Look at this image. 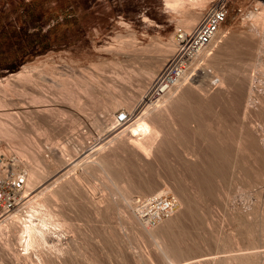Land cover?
<instances>
[{
	"label": "rangeland",
	"instance_id": "1",
	"mask_svg": "<svg viewBox=\"0 0 264 264\" xmlns=\"http://www.w3.org/2000/svg\"><path fill=\"white\" fill-rule=\"evenodd\" d=\"M4 1L5 7L0 11V80L3 81L5 78L11 77L10 81L12 83L19 84L17 83V77L13 75L19 72L25 64L31 65L30 74L33 76V80L29 82H27L28 80L26 82L22 80L20 82L22 85H18V87H22L21 90H24L25 93L23 95L10 91L6 96L9 100L15 102V104L13 103L9 107H14H11L10 110L16 113L15 118L18 119L16 123L21 125L24 132H27L31 148L42 152L47 158L52 157V149L58 152L61 151L59 143H69V147L72 145L69 157L67 155L68 159H70L69 162L63 165H61L62 163L57 165V162L55 166L51 163L53 166L50 164L49 177L47 176L48 178L44 179L42 181L43 184L40 183L41 186L39 185L40 187L38 186L39 188L37 187L35 191L39 192L51 184L55 186L57 183H53V181L57 180V177H60V180H58L60 182L63 178H72L76 172L74 176L81 175L82 177V181H80L81 185L79 183V187L82 189L80 191L91 192L89 194L92 199L97 197L94 200L97 199L96 201L98 202L100 200V206H97V202L95 204L97 207H100L101 215L98 217L94 213L93 206L95 204L91 202V199L81 198L78 203L72 205H68L67 203L66 212L67 214L69 213L71 222L74 224L75 234L73 232L70 236L51 234L50 237L52 239L49 238L46 242L52 245H47L46 242L42 243L41 247L39 245L38 248H35V253L34 251L32 252L33 256L31 255L30 258L23 259L24 261L13 258L10 249L4 250V253L0 249V264H45L44 262L46 264H78L77 261H80L79 264H184L186 262H188L186 264H228L226 262L228 259L232 260V257H234L232 261L238 262L235 255L243 253L250 254L249 264H264V213H262L264 212V21H261L264 20V16L259 17L261 20L258 19V24H253L254 20L249 17L251 12H258L260 6L256 5H259V1L264 2V0H224L227 5V17L222 26L224 34L222 32L220 38H216V42H213L210 50H208V56L206 55L203 58L204 60L200 59L197 62L198 64L193 67V75L183 83L185 87L182 86L176 91L179 93L183 90L185 94H190V97H192L189 100L192 99V101L185 105L182 120L178 118L176 121L177 126L173 127L175 130H178L182 138L174 142L171 146L172 149H165L166 152L164 153L157 148L158 152L154 147L152 149H155V151L151 150V155H148L149 157L140 154L130 145H126L127 149L125 147L119 151V159L123 161L124 165L117 164L121 169L119 172L116 170L115 174L124 177L122 178L124 179L122 180L124 184H126L125 180L126 182L129 181L135 184V189H132L131 192L133 202H131L132 198L131 201H127L119 196L118 192L115 191L117 194L113 193L112 185L108 184V187L103 183L104 178L100 174H90L84 168L87 163L93 162L98 158V154L100 153L97 152L98 145L106 146L105 149L103 147L105 150H103V153H111L113 145L110 144L109 139L111 135L113 136L120 129L122 122L115 123L117 125L116 128L119 126V129L103 124L105 122L108 123L107 121L118 110L119 112L122 109L131 111V109L123 108L127 95L128 97L132 96L131 104L129 105L131 108L139 104L144 107L145 104L143 103L147 101L143 102L144 99L142 98L146 95L151 80L146 76L137 74L138 72L135 71H139L145 66L149 67L152 60L160 56V51L157 47L159 45L165 46L171 40H174V37L176 38L175 33L182 28L179 24H181L180 18L183 13L171 9L167 0ZM185 1L186 5L191 8V12H203L205 9H202L203 7L200 5H193V0ZM213 1L217 0H208L207 6ZM252 8L253 11H251ZM232 31L238 34L237 38L233 37L234 33ZM131 40V46L126 45ZM223 46L224 48L222 49ZM246 48L252 50L250 51L249 49L250 52H248ZM242 49L248 53L247 57H251L252 55V58H257L256 56H258L255 66L249 63L245 65L241 62L244 53ZM218 53L221 60L220 67H218L219 64L218 66L213 65L217 58L216 56H219ZM170 54L172 53L166 56L169 58ZM167 57L162 56L163 62L168 59ZM210 57L211 59L213 58V62L209 61ZM246 59H249L247 62H250V58ZM208 62L212 64L210 65ZM251 62L254 63V61ZM228 63H234L236 67L238 66L235 74H232L235 70L226 68L229 65ZM249 65L255 70L249 69L250 67H247ZM247 68L252 71H250L251 73L248 72L250 77L246 76L247 71H249ZM227 69L229 72L226 71ZM222 71L224 75L227 72H231L234 75L232 77L230 74L231 77H228L226 76L229 75L227 73L225 75V79H227L225 84H219L220 80H218V76L223 74ZM214 72L216 75L213 74ZM121 75L126 76L125 78L127 79L122 80L120 78ZM252 77L253 79H251ZM118 78L119 80H117ZM62 80L66 81L69 91H73L76 88L78 83L75 84V82L77 81H79V85L84 87L82 89L88 90V93H81V109L66 102L61 97V91L65 90ZM217 80L218 82L216 83ZM106 83L109 85L113 84L115 88L107 87ZM117 87L119 88L117 89ZM121 87L122 89H120ZM124 87L126 89L123 90ZM115 89L119 91H115ZM112 92L115 94L116 100L113 99ZM117 93L119 96H117ZM122 93H126V97ZM0 94L4 96L3 93L0 92ZM34 94H44L48 96V100L50 98L51 104L47 101V104H49L46 106L53 107V113L56 111L53 117L50 116L51 113L49 112H42L45 106L31 103L35 97ZM120 94L126 99L121 98ZM112 100L120 101L123 104L117 107L118 110H115L110 104ZM16 102L19 104H16ZM247 102L249 106H247ZM140 106H137V108ZM58 107H63L71 112L68 113L66 111V116L59 115L58 117ZM82 109L83 111L81 112ZM38 112L40 113L38 114ZM134 112H137L136 108ZM244 113H247V116ZM69 114H73V117L79 114L78 118H74L77 123L73 122L72 116L70 117ZM37 115L39 116L36 117ZM50 117H52V120ZM107 118L109 119L106 120ZM74 126H77V128ZM242 130L243 132H248L247 130H249L252 132H249L251 135L254 134V150H240L238 147H235L237 146L236 143L230 142L232 139V141L236 138L239 139L240 135L242 136ZM199 132L202 134H199ZM217 132H220L225 137L229 145L228 147L231 145L233 147V150L231 147V149L228 148L232 164H230L232 167L229 166L228 168L229 170L231 169L230 171L213 170L216 158L211 151L209 140L212 138V140H215L221 146V138ZM88 133L90 136H88ZM163 136L161 135L158 139V141H162H160L162 144L164 140ZM216 136L218 139L215 138ZM86 137L89 138L86 139ZM90 139L92 140L90 141ZM6 141H1L2 148L5 149L7 147L8 150H5L9 151L8 159L10 158L9 167H7L8 176H6L13 178V164L16 161V169L21 171V173L26 171L23 161L19 160V162L15 160L16 153L14 150L16 147H19L18 145H20L21 140L18 139L16 140L17 142L8 141L9 143ZM72 142L75 143L78 149L81 146L82 149L78 150L79 153L76 149L73 150L75 146ZM160 142L157 143L161 144ZM14 144L16 145L15 148H10V145L14 146ZM95 148L97 149L95 150ZM9 149H13L12 153H10L11 150ZM237 149L239 150V155ZM137 152L139 154H135ZM152 152L154 156H152ZM157 152L158 154H156ZM88 153H90V156ZM236 156L239 158L237 159ZM233 159L237 161V164ZM238 160H241L240 165L242 166L238 165ZM86 161L88 162L86 163ZM216 163H219V161L217 160ZM235 164L238 166L237 168H235ZM205 165L207 166L205 167ZM207 167L212 171L206 170L208 169ZM72 168L74 169L72 170ZM66 170H68L67 175L65 174ZM254 171H257L256 174H254ZM69 172L72 173L70 174ZM204 173L205 175H203ZM8 179L0 177V180L4 181L2 185L6 190L7 196L12 200L13 206L8 211L9 213L19 209L36 192L33 190L29 191L28 196L25 192V187L20 186L16 189L15 184L12 181L9 182ZM50 179L52 182L49 181ZM52 185L50 188L53 187ZM161 187L172 189H170L172 199L175 195L180 202L181 200L185 201L183 205L179 203L178 207L174 209V213L172 212V216H168L169 218L179 217V221L173 226L172 232L167 234L168 237L165 234L162 238L165 242L167 241L168 245L172 243L170 244L172 246H169L173 249L175 248L173 245L177 247V250H171L173 252L170 253V256L174 259H171V261L162 256L163 254L156 241L141 234L140 228L145 225L142 221L130 222L127 219L140 199L145 198V195L147 196ZM78 191L79 189L76 192L78 193ZM32 192L34 193L32 194ZM77 193V197L74 193L76 199L80 195V193ZM109 197H111L110 200H117L116 206L113 205L112 208H107L110 202ZM183 197H185V200ZM106 198L109 201L106 200L103 203ZM185 203L190 204H186V206ZM103 205L104 207H102ZM177 213L179 216H177ZM163 223L159 222V225L157 224L152 227L161 229ZM147 227L150 228L149 226ZM248 232L252 233V235ZM170 235L173 237L170 238ZM73 243L74 245H72ZM77 244H80L83 248ZM92 244L93 246H91ZM179 245L181 249L178 247ZM50 246L53 247L50 248ZM70 246L80 249V253L76 254L78 257L75 256L76 250H71L73 253H69ZM19 249H21L20 246ZM248 249L255 250L257 253L252 252V250L248 251ZM174 251L176 252L174 253ZM254 255L256 256L254 257Z\"/></svg>",
	"mask_w": 264,
	"mask_h": 264
},
{
	"label": "bare ground",
	"instance_id": "2",
	"mask_svg": "<svg viewBox=\"0 0 264 264\" xmlns=\"http://www.w3.org/2000/svg\"><path fill=\"white\" fill-rule=\"evenodd\" d=\"M259 1V0H258ZM167 3L168 5H177V7H171V9L175 10V11H180L183 13V15L181 16V24H179L182 28L181 30H190L192 27L195 26V24L199 21L201 15L203 12H197V11H194V12H191V8L189 6L186 5V1L185 0H167ZM188 3V2H187ZM207 3H208V0H193V5H200L201 7H203L202 9L206 8L207 7ZM190 4V3H189ZM256 6H260L258 8V12H249L250 15L249 17L252 18L254 21L253 24H256L258 19L261 20L259 17H262L264 16V2H261L259 1V5H256ZM257 9V8H256ZM250 10V9H249ZM253 11V8L252 10ZM248 12V11H247ZM261 21H264V20H261ZM260 21V22H261ZM259 22V21H258ZM180 23V22H179ZM258 24V23H257ZM259 24H262V23H259ZM252 25V24H251ZM226 29V28H225ZM180 30V29H179ZM224 31V29L221 27L219 32H218V35H217V39L220 38V35L222 34V32ZM226 33V32H225ZM232 33H234V31H232ZM224 34V32H223ZM231 34V32H230ZM232 35V34H231ZM237 35L236 33L233 34V37L234 38H237ZM219 36V37H218ZM223 37V36H221ZM228 38V37H226ZM215 39V40H217ZM213 41L214 43L216 41ZM226 40V39H225ZM129 43L126 44L128 46H131L130 42L132 43V40L131 41H128ZM213 42L210 44V46L208 48H206L198 57L197 59L193 62V67H195L196 64H198L197 62L200 61V59L202 60L203 58H205V56L207 55L208 53V50H210L211 48V45L213 44ZM221 42V41H220ZM226 42V41H225ZM228 43V41H227ZM135 44V43H134ZM220 44V43H219ZM158 45V44H157ZM217 45V44H216ZM247 45V44H246ZM160 46V45H159ZM157 47L159 48L158 50L160 51V56H158L156 59L152 60V62L150 63V66H145L144 68L142 67L139 71L136 70L135 72H138L137 74H141L142 76H146L149 78V80H152L154 78V76L156 75V73L160 70V68L162 67L163 63V58L162 56H165L167 57L166 55H168L169 53H173L174 50H175V47H176V38L174 37V40H171L169 42V44L167 45H162L160 47ZM215 46V44H214ZM213 46V47H214ZM248 46V45H247ZM212 47V49H214ZM220 47V46H219ZM126 48V47H125ZM224 48V46L222 47V49ZM244 49V48H243ZM242 49V50H243ZM247 49V48H246ZM250 49V48H249ZM247 49L248 52H250L252 49ZM219 50V49H218ZM245 50V49H244ZM243 50V55H242V58H241V62H243L245 65L246 64H251L252 66H255L256 63L255 61L257 62V58L258 56H256L257 58H252V55L251 57H247L248 56V53L246 51ZM256 50H260V49H256ZM253 52V51H252ZM255 52V51H254ZM215 54V52H213ZM210 54V53H209ZM219 54V53H218ZM237 54V53H236ZM239 54V53H238ZM254 54V53H253ZM171 55V54H170ZM169 55V56H170ZM233 55V54H232ZM231 55V56H232ZM240 55V54H239ZM238 55V56H239ZM247 55V56H246ZM208 56V55H207ZM216 56V55H215ZM237 56V58H238ZM213 57V56H212ZM217 58L215 59V62L213 65H216L220 67V54L219 56L217 55L216 56ZM168 58V57H167ZM167 58H164V59H167ZM246 58H250V62H247V60L249 61V59H246ZM252 58V60H251ZM213 59V58H212ZM211 57H210V60L209 61H212ZM204 60V59H203ZM214 61V60H213ZM212 61V62H213ZM251 61H254V63H252ZM260 62V61H259ZM210 63V65L212 64L211 62H208ZM240 63V62H239ZM238 63V64H239ZM229 64V63H228ZM234 64V63H233ZM232 63H230L226 68H228L229 70H235L232 74H235L236 70H237V67L235 66V64L233 65ZM215 66V67H216ZM36 67V66H35ZM222 67V66H221ZM225 67V66H224ZM223 67V68H224ZM240 67V66H239ZM247 67H250L249 69H253V67H251L250 65L247 66ZM262 67V66H261ZM212 68H214V66H212ZM222 68V70H223ZM264 68V67H263ZM30 69H31V65H23L22 68L19 70V72H17L16 74H14L13 76L17 77L16 79H18L17 83L19 84H15V83H12L10 81V78L11 77H7L5 78L3 81L0 80V92L3 93L4 96H2V94H0V177L1 178H5V179H8L9 182H13L15 184V188L17 189L18 187H25V192L28 194L29 191L33 190L35 191V189H37V187L42 183V181H44V179H47L49 176L50 173L49 172V168H50V164H55L58 162L57 165H59V163H62L61 165H63L64 163L66 164V162H69L70 159H68L69 157V152L72 151V149H70V147H72L71 145V142H70V147H69V143H59V148L61 146V151L58 152V151H54L51 146L50 148L52 149L51 153H52V157H46L45 155L42 154V152L40 151H35L33 148H31L30 146V138L28 139L27 137V132H24L21 125H19L18 123H16V119L15 118V115L16 113L11 111V107H9V105L11 104H15V102H12V100H9V98H7L6 96L9 94L10 91H14V92H17L18 94L20 95H23L25 92L24 90H21L22 87H18V85H22L20 82L22 80H24L25 82H29L31 80H33V76L30 74ZM194 69V68H193ZM226 70L229 72V70ZM248 69V68H247ZM248 69V70H249ZM251 69V70H252ZM217 70V69H216ZM251 70L247 71V77H250L248 75V72H250ZM255 70V69H253ZM260 70V69H259ZM225 71V70H224ZM218 72V71H217ZM216 72V73H217ZM223 72V71H222ZM227 72V73H228ZM252 72V71H251ZM250 72V73H251ZM219 73V72H218ZM218 73H217V76H218ZM225 73V75L227 74ZM215 74V72L213 73ZM220 74V73H219ZM229 75H226V76H230L231 77V72L228 73ZM231 74V75H230ZM216 75V74H215ZM224 75V72L223 74H221L220 76H218V80L219 81V84L223 83L225 84L226 80ZM243 75V74H242ZM251 75V74H250ZM12 76V75H11ZM141 76V77H142ZM234 75H232L233 77ZM240 76V75H239ZM251 76H254L253 74ZM117 77V76H116ZM126 77V76H125ZM124 76L121 75L120 78H122V80L124 79H127L125 78ZM145 77V78H146ZM246 77V78H247ZM217 79V78H215ZM248 79V78H247ZM250 79V78H249ZM253 79V77L251 78ZM119 80V78L117 79ZM186 79H182L180 80L172 89L171 91H169L167 94L163 95L162 97H159L157 99H152L150 101H147L146 103H143L145 104L144 107L140 106L139 105H136L134 108H131V106H129L131 104V98L132 96L128 97L127 95V99L125 98V94L124 91H123V95L125 97H123V95H121L122 97L121 98H125L124 100V104L120 101H115V94L113 93V99L115 100H112V103H110L113 107L112 108H115V110H118L117 107H119V105H124L123 108H126V109H131L130 113L132 114V116L130 117L129 120L125 121V122H120L122 124V126H120V129H119V126L118 128L117 125H115V123L117 122L116 121V113L118 114L119 113V110L116 111L115 114H113L112 118L110 120H108L109 118H107L106 120H108L105 124L103 125H111L112 128H116V129H119L115 134H113V136L111 135L110 139L108 137H106L107 139H109V141L111 142L110 144L113 145L112 149H111V153H106L104 152L103 153V150L105 149L106 146L104 145H101L100 146L98 145V149L95 148V150L97 149V152L99 153L98 155V158L95 160L96 156L93 158L95 161L93 162H90V163H87L88 161H86V166H85V170L86 172L88 173H98L102 176L103 179V183H105L108 187L109 185H112L111 187H113L112 189L114 190L113 193L118 192L119 196H121L124 200H127V201H131V198H132V201L133 202V197L131 195V192H132V189H135V184H132L131 182H126L125 180V183L122 181L124 179V177H121L119 175H116L115 174V171L117 170L119 172V170L121 168H119V166H117V164H120L122 165L123 164V161H121L119 159V151L120 150H123V148L126 147V145H130L131 147H133V149L137 150L140 154L144 155V156H148V155H151L150 152L151 150H153L152 148L155 147V149L161 152H166L165 149H168V148H171V146L174 144V142L177 140L179 141V139L182 138V136L179 134L178 130H175L173 127L174 126H177L176 125V121L177 119L181 118L182 120V113L184 111V107L185 105H187V103H190L192 101L189 100L191 97H190V94H185V92H183V90H181L179 93H177L176 91L179 90V88H181L182 86H184V81ZM218 80L216 81V83L218 82ZM62 85L65 86V90L61 91V97L68 103H71L73 104L74 106L76 107H79V109H81L80 107L82 105H80L82 102V100H80V97H81V93H88V90L87 89H82L84 88L83 86L79 85V81L75 82L78 83V85L76 86V88L73 89V91H69L68 90V87H67V83L66 81L62 80ZM130 81V79H129ZM128 81V82H129ZM148 81V80H147ZM248 81V80H247ZM241 82V81H240ZM117 83V82H116ZM36 84V83H35ZM81 84V83H80ZM105 84V83H104ZM115 84V83H114ZM230 84V83H229ZM238 84V83H237ZM107 87H110V88H115L113 84L109 85L107 84ZM105 85V86H106ZM188 85V84H187ZM75 86V85H74ZM118 86V85H117ZM87 87V86H86ZM123 87V86H122ZM122 87L120 89H122ZM109 88V89H110ZM119 87H117L118 89ZM220 88V87H219ZM247 88V87H246ZM253 88V87H251ZM250 88V90H251ZM126 89L125 87L123 88V90ZM148 89V88H147ZM184 89V88H183ZM96 90V88H95ZM112 90V89H111ZM232 90V89H231ZM97 91V90H96ZM95 91V92H96ZM115 91H119V90H116ZM129 91V90H127ZM146 91V90H145ZM225 91V90H224ZM247 91V90H246ZM122 92V91H121ZM126 92V91H125ZM176 92V93H175ZM145 93V92H144ZM256 93V92H255ZM97 94V93H96ZM118 94V93H117ZM35 95V94H34ZM98 95V94H97ZM134 95V94H133ZM143 95V94H142ZM251 95V94H250ZM95 96V95H94ZM93 96V97H94ZM103 96V95H102ZM119 96V94L117 95ZM218 96V95H217ZM48 96H45L44 94L42 95H38L36 94L35 97L33 98V101H31V103L33 104H39L41 106H45L43 111H46V112H49L51 113L50 116H54L53 114L56 112L53 113V107H48L46 105L47 104V101L50 102V98L49 100L47 99ZM143 97V96H142ZM102 98V97H101ZM215 98V97H214ZM59 99V98H58ZM144 99V98H142ZM53 100V99H52ZM133 100V99H132ZM217 100V99H216ZM250 100V99H249ZM96 102V101H95ZM99 102V101H98ZM145 102V101H144ZM223 102V101H222ZM54 103V102H53ZM139 103V102H138ZM137 103V104H138ZM208 103V102H207ZM16 104H19L18 102H16ZM51 104V102H50ZM142 104V105H143ZM234 104V103H233ZM252 104V103H251ZM54 105V104H53ZM63 105V104H62ZM210 105V104H209ZM208 105V106H209ZM134 106V105H133ZM137 106H140L139 108H137ZM211 106V105H210ZM209 106V107H210ZM247 106L248 105V102H247ZM142 107V108H141ZM232 107V106H231ZM14 108V107H13ZM12 108V109H13ZM104 108V107H103ZM135 108L137 109V112H134L135 111ZM56 109V108H55ZM84 109V108H83ZM83 109L81 110V112L83 111ZM105 109V108H104ZM109 109V107H108ZM121 109H122V106H121ZM85 110V109H84ZM25 111V110H24ZM57 111H58V117L59 115H65L67 114L65 108L63 107H58L57 108ZM221 111V110H220ZM248 111V110H247ZM245 111V112H247ZM28 112V111H27ZM66 112V114H65ZM71 112V111H68V113ZM243 112V111H242ZM18 113V111H17ZM40 112H38L39 114ZM78 113V112H77ZM19 114V113H18ZM32 114V113H31ZM81 114V113H80ZM245 114V113H244ZM247 114V113H246ZM245 114V115H246ZM20 115V114H19ZM70 117L72 116V119H73V122H76V120H74L75 117L78 118L79 114H77V116L75 115L73 117V114H69ZM111 115V114H110ZM39 115H37L36 117H38ZM56 116V115H55ZM68 116V115H67ZM215 116V115H214ZM247 116V115H246ZM245 116V117H246ZM50 117V119L52 118ZM224 117V116H223ZM240 117V116H239ZM20 118V117H19ZM63 118V117H61ZM60 119V118H59ZM64 119V118H63ZM244 119V118H243ZM52 120V119H51ZM62 120V119H61ZM78 120V119H77ZM227 120V119H226ZM225 120V121H226ZM237 121V120H236ZM18 122V121H17ZM72 122V123H73ZM77 123V122H76ZM75 123V124H76ZM100 123V122H99ZM104 123V122H103ZM94 124V123H93ZM126 124V125H125ZM79 125V124H78ZM85 125V124H84ZM83 125V126H84ZM102 125V124H101ZM119 125V124H118ZM125 125V126H124ZM110 126V127H111ZM75 128H77V126H74ZM94 127V126H93ZM100 127V126H99ZM102 127V126H101ZM122 127V128H121ZM177 128V127H175ZM214 128V127H213ZM87 130V128H85ZM111 129V128H110ZM109 129V130H110ZM242 129V128H241ZM73 130V129H72ZM113 130V129H112ZM78 131V130H77ZM111 131V130H110ZM115 131V130H114ZM217 131V130H216ZM215 131V132H216ZM248 132H243L242 130V136L240 135V138L239 139H234V141H230V142H233V144L236 143L237 146H235L236 148L238 147V149L240 150H244V151H251V150H254L255 148V136H253L254 134L251 135V131L247 130ZM76 132V131H75ZM107 132V131H106ZM112 132V131H111ZM110 132V133H111ZM197 132V130H196ZM237 132V130H236ZM251 132V133H249ZM109 133V132H108ZM81 134V133H80ZM79 134V135H80ZM90 134H92L90 132ZM90 134L88 133V136H90ZM199 134H202L199 132ZM218 136H220L219 140L221 141V146H219L217 144V142H215V140H212V138L209 140V143H210V148H211V151L214 155V157L216 158V162L217 160L219 161V163H214V169L213 170H229V166L231 164V154H229L230 152L228 151L229 149L232 148L233 150V147H228L229 145L227 144V141L225 139V137L222 136V134L220 132H217ZM237 134V133H236ZM86 135V133H85ZM84 135V136H85ZM161 135L164 137V140H163V144L158 141L159 137H161ZM212 135V134H211ZM210 136V135H209ZM215 136V135H214ZM74 137V136H72ZM75 138V137H74ZM89 138V137H86V139ZM91 138V137H90ZM97 138V137H96ZM217 138V136L215 137ZM21 140L20 141V145H18L19 147H16L15 148V144L14 146L13 145H10L11 147L10 148H15V155H16V158L15 160H21L23 161V164L25 165L24 168L26 167V171L21 173V171H18L15 167V164L17 163H14L13 164V167H14V171H13V175L14 176L13 178L12 177H7L8 176V173H7V167H9V159H8V152L9 151H6L5 149H7V147L4 149L2 148L1 146V141L2 140H8V141H16V140ZM78 139V138H77ZM80 139V138H79ZM85 139V140H86ZM214 139V138H213ZM218 139V138H217ZM231 139V138H230ZM92 139H90L91 141ZM6 141V142H8ZM69 141V140H68ZM71 141V140H70ZM73 141V139H72ZM76 141V140H75ZM79 141V140H78ZM108 141V142H109ZM17 142V141H16ZM104 142V141H103ZM114 144H113V143ZM157 142H160L161 144H158ZM229 142V141H228ZM9 143V142H8ZM73 143V142H72ZM79 143V142H78ZM93 143V142H92ZM16 144H19V143H16ZM74 146H75V143H73ZM77 144V143H76ZM103 144V143H102ZM106 144V143H105ZM57 145V147H58ZM85 145V143H84ZM88 145V144H87ZM91 145V144H90ZM207 145H208V142H207ZM8 146V145H7ZM83 146V145H82ZM94 146V145H93ZM9 147V146H8ZM55 147V146H54ZM90 147V146H89ZM104 147V149H103ZM108 147V146H107ZM130 147V148H131ZM13 148V149H14ZM49 148V149H50ZM80 148L81 146L79 147V149L75 146L73 148L80 151ZM110 148V147H108ZM229 148V149H228ZM13 149H9L11 150L10 153H12V150ZM48 149V150H49ZM50 149V150H51ZM58 149V148H56ZM82 149V148H81ZM90 149V148H89ZM127 149V147H126ZM155 149L153 150V152L155 151ZM172 149V148H171ZM237 149V150H238ZM8 150V149H7ZM59 150V149H58ZM75 150V152H76ZM107 150V149H106ZM157 150V151H158ZM105 151V150H104ZM158 151V152H159ZM135 153V154H139V153ZM152 152V153H153ZM158 152L156 154H158ZM201 152V151H200ZM198 152V153H200ZM239 152V150L237 151V153ZM71 153V152H70ZM79 153V152H78ZM128 153V152H127ZM130 153V152H129ZM197 153L198 156H200L199 154ZM85 154V153H84ZM90 153H88L89 155ZM132 154V153H131ZM134 154V155H135ZM167 154V153H166ZM233 154V153H232ZM235 154V153H234ZM14 155V154H13ZM68 155V157H67ZM73 155V154H72ZM71 155V156H72ZM96 155V154H95ZM141 155V156H142ZM196 155V154H195ZM239 155V153H238ZM87 156V155H86ZM90 156V155H89ZM94 156V155H93ZM139 156V157H141ZM154 156V153L153 155ZM157 156H160V155H157ZM211 156V155H210ZM149 157V156H148ZM12 158V157H11ZM81 158V157H80ZM87 158V157H86ZM123 158V157H122ZM197 158V157H196ZM201 158V157H199ZM237 158V156H236ZM239 158V157H238ZM237 158V159H238ZM67 159V161H66ZM82 159V158H81ZM80 159V160H81ZM241 159V157H240ZM245 159V158H244ZM253 159V158H252ZM143 160V159H142ZM201 160V159H200ZM210 160V159H209ZM72 161V160H71ZM83 161L85 162V160L83 159ZM233 161L236 163L237 161H235L233 159ZM239 161V160H238ZM241 161V160H240ZM240 161H239V164L240 165ZM249 161V160H248ZM252 161V160H251ZM20 162V161H19ZM199 162V161H198ZM212 162V161H211ZM243 163V162H242ZM246 163V162H245ZM51 164V165H52ZM220 164V165H219ZM234 164V163H233ZM237 164V163H236ZM235 164V165H236ZM83 165V164H82ZM124 165V164H123ZM232 165V164H231ZM259 165V164H258ZM53 166V165H52ZM75 166V165H74ZM207 165H205L206 167ZM242 166V165H240ZM239 166V167H240ZM124 167V166H123ZM213 167V166H212ZM232 167V166H230ZM238 166L236 165L235 168H237ZM256 167V166H255ZM261 167V166H260ZM52 168V167H51ZM82 169V167H80ZM196 168V167H195ZM208 168V167H207ZM9 169V168H8ZM64 169V168H62ZM60 169V170H62ZM66 169V168H65ZM69 169V168H68ZM74 168H72L73 170ZM78 169V168H77ZM234 169V168H232ZM240 169V168H239ZM25 170V169H24ZM83 170V169H82ZM206 170H211L210 168L206 169ZM231 170V169H230ZM229 170V171H230ZM237 170V169H236ZM234 170V171H236ZM249 170V169H248ZM253 170V169H252ZM257 170V169H256ZM261 170V168H260ZM68 170H66L65 174L67 173ZM212 171V170H211ZM228 171V172H229ZM238 171V170H237ZM241 171V170H240ZM60 172V171H59ZM73 172V171H72ZM71 172V173H72ZM75 172V171H74ZM203 172V171H202ZM216 172V171H215ZM226 172V171H225ZM239 172V171H238ZM253 172V171H252ZM257 172V171H256ZM256 172L254 171V174H256ZM55 173V172H54ZM70 173V172H69ZM70 173V174H71ZM76 173V172H75ZM74 173V175H75ZM246 173V172H245ZM57 174V173H56ZM55 174V175H56ZM60 174V173H59ZM63 174V173H62ZM249 174V172H248ZM7 175V176H6ZM58 175V174H57ZM64 175V174H63ZM67 175V174H66ZM64 175V176H66ZM73 175V176H74ZM97 175V174H96ZM200 175V174H199ZM205 175V173L203 174ZM245 175V174H244ZM48 176V177H47ZM61 176V175H60ZM72 178H66L62 181H58L60 180V177L56 178L57 180L53 181V183H57V185L53 186L52 184V188H50L51 185H48L46 187H44L43 189H41L39 192L35 191L36 194H33L34 192H32L33 196L30 197L28 200H26V202H24L21 207L19 209H16V210H13L11 212H7L6 214L4 215H1L0 216V249H2L3 253H4V250H9L12 251V255H13V258L17 259V260H23V259H28L31 257V255L33 256L32 252L35 250V248H38V246L40 245L41 247V244L46 242L49 238H51V234H57V235H65V236H70V234L74 231H75V227L73 226L74 224H72L73 222H71V218H70V215L67 214L66 212V204L68 203V205H72V204H76L78 203V201H80L81 198H86V199H91L92 203L95 204V202H97V206L99 205L100 203V200L99 202L94 200L95 198L97 197H94V199H92L90 196L89 193L91 192H86V191H80L82 189H80L79 187V183L81 180V175H77V176H74ZM99 176V175H98ZM248 176V175H247ZM262 176V175H261ZM52 177H54L52 175ZM50 177V178H52ZM69 177V176H68ZM94 177V176H93ZM229 177V176H228ZM235 177V176H234ZM246 177V176H244ZM252 177H254V175H252ZM260 177V176H259ZM62 178V176H61ZM96 178V177H94ZM100 178V177H99ZM205 178V177H204ZM251 178V177H250ZM249 178V179H250ZM255 178V177H254ZM258 178V177H257ZM203 179V178H202ZM246 179V178H245ZM253 179V178H252ZM102 180V179H101ZM48 181V180H47ZM51 181V179L49 180ZM95 181V180H94ZM97 181V180H96ZM147 181V180H146ZM220 181V180H219ZM260 181V180H259ZM258 181V182H259ZM7 182V181H6ZM8 182V183H9ZM52 182V181H51ZM91 182V181H90ZM41 183V184H40ZM47 183V182H46ZM83 183V182H82ZM92 183V182H91ZM100 183V182H99ZM50 184V183H49ZM109 184V185H108ZM81 185V183H80ZM94 185V184H93ZM96 185V184H95ZM181 185V184H180ZM39 186V187H40ZM85 186V185H84ZM101 186V185H100ZM106 186V187H107ZM168 186V185H167ZM38 187V188H39ZM95 187V186H93ZM98 187V186H97ZM148 187V185H147ZM170 187V186H168ZM167 187V188H168ZM254 187V186H253ZM142 188V187H140ZM237 188V187H236ZM77 189H79L78 193H80L79 197L76 199V191ZM110 189V188H108ZM111 189V190H112ZM171 189V188H170ZM169 189V190H170ZM39 190V189H38ZM95 190V188H94ZM110 190V192L112 193V191ZM172 190V189H171ZM170 190V191H171ZM91 191V190H90ZM105 191V190H104ZM139 191V190H138ZM101 192V191H100ZM141 192V191H139ZM174 192V191H172ZM74 193H75V196L74 197ZM77 193V194H78ZM97 193V192H96ZM231 193V192H230ZM16 194V193H15ZM106 194V193H104ZM117 194V193H115ZM136 194V193H135ZM134 194V195H135ZM141 194V193H140ZM176 194V193H175ZM26 195V194H25ZM24 195V196H25ZM144 195V194H143ZM27 196V195H26ZM29 196V194H28ZM92 196H95V195H92ZM116 196V195H115ZM140 197V195H138ZM146 196V195H145ZM113 197V196H112ZM135 197V196H134ZM138 197V198H139ZM142 197V196H141ZM111 197H109V200H110ZM184 200H185V197H183ZM189 198V197H188ZM187 198V199H188ZM102 199V198H100ZM137 199V198H136ZM85 200V199H84ZM109 201L108 198H106L104 200L103 203H105V201ZM143 199H140V201H138L139 203L137 205H133V203H131L133 206H134V209L132 212H130V214L128 215L127 219L132 222V221H141V218L139 216V208L141 207L142 203H143ZM88 201V200H87ZM135 201V200H134ZM136 201V202H137ZM189 201V200H188ZM258 201V200H257ZM89 202V201H88ZM134 202V203H136ZM183 200H180L177 198V196H173V206H174V209L176 207H178L179 203H181L183 205ZM190 202V201H189ZM107 203V202H106ZM117 200L116 199H111L110 202H109V205L107 208H112L113 205H117ZM121 203V202H120ZM124 203V202H123ZM93 204V205H94ZM101 204V203H100ZM129 204V202H128ZM186 204H190V203H185ZM105 205V204H104ZM104 205L102 207H104ZM77 206V205H76ZM96 206V204H95ZM93 206V209H94V213L99 217L101 215V209L100 207H95ZM100 206V205H99ZM114 206V207H115ZM132 206V207H133ZM187 206V205H186ZM72 207V206H71ZM74 207V206H73ZM125 207V206H124ZM131 207V208H132ZM181 207V206H180ZM250 207V206H249ZM264 207V205H263ZM117 208V207H116ZM183 208V207H182ZM190 208V207H189ZM88 209V208H87ZM92 209V208H91ZM115 209V208H113ZM191 212H192V206H191ZM189 209V210H190ZM245 209V208H244ZM77 210V209H76ZM129 210V209H128ZM178 210V208H177ZM176 210V211H177ZM204 210V209H203ZM10 211V210H9ZM68 211V210H67ZM81 211V210H80ZM119 211V210H118ZM124 211V210H123ZM188 211V210H187ZM244 211V210H243ZM181 212V211H180ZM195 212V211H194ZM114 213V212H113ZM128 213V212H127ZM174 213V212H173ZM264 213V212H262ZM120 214V213H119ZM124 214V213H123ZM184 214V213H183ZM240 214V213H239ZM6 215V216H5ZM114 215V214H113ZM126 215V214H125ZM120 216V215H119ZM172 216V215H171ZM177 216L178 213H177ZM242 216V215H241ZM263 216V215H262ZM112 217V216H111ZM124 217V216H123ZM174 217V216H173ZM193 217V215H192ZM81 218V217H80ZM114 218V217H113ZM179 218V217H178ZM178 218H172V217H167V219L165 221H161V222H164L161 226V229H157V228H153V227H150L148 228L147 226H143L140 228V232L143 236H146L147 238H152L154 241H156L161 249V252H162V256L165 257V259H167L168 261H171V259H173L172 256H170V253L173 252L171 250H177L176 248V245L173 247H175L174 249L170 246V243L169 245L162 239L163 236L166 234H170L172 232V229L174 228L173 226L177 224V222L179 221ZM206 218V217H205ZM238 218V217H237ZM240 218V216H239ZM238 218V219H239ZM111 219V218H110ZM237 219V220H238ZM256 219V218H255ZM264 219V218H263ZM83 221V220H82ZM116 221V219H115ZM96 222V221H95ZM112 222V221H110ZM123 222V221H122ZM82 223V222H81ZM102 223V221H101ZM143 223V222H142ZM200 223V222H199ZM257 223V222H256ZM77 224V223H76ZM91 224V223H90ZM97 224V223H96ZM144 224V223H143ZM252 224V223H251ZM120 225V224H119ZM124 225V223H123ZM126 225V224H125ZM159 225V224H158ZM248 225V224H247ZM256 225V224H255ZM180 226V225H179ZM74 227V228H73ZM94 227V226H93ZM113 227V226H111ZM119 227V226H118ZM264 227V226H263ZM90 228V227H89ZM105 228V227H104ZM117 228V227H116ZM126 228V227H125ZM246 228V227H245ZM111 230V229H110ZM136 230V229H135ZM248 230V229H247ZM251 230V229H250ZM249 230V231H250ZM256 230V229H255ZM92 232V231H91ZM176 232V231H175ZM240 232V231H239ZM252 232V231H250ZM248 232V233H250ZM134 233V232H133ZM255 233V232H254ZM75 234V233H74ZM73 234V235H74ZM182 234V233H181ZM252 235V233H250ZM72 235V234H71ZM112 235V234H111ZM127 235V234H126ZM125 236V235H123ZM132 236V235H131ZM171 236V235H170ZM169 236V237H170ZM168 237V236H167ZM173 236H171L170 238H172ZM250 237V236H249ZM59 239V237H57ZM78 238V237H77ZM76 238V239H77ZM85 238V237H84ZM218 238V237H217ZM235 238V237H234ZM257 238V237H256ZM52 239V238H51ZM55 239V238H54ZM75 239V237H74ZM79 239V238H78ZM77 239V241H78ZM125 239V238H124ZM133 239V238H132ZM164 239H167V238H164ZM61 240V239H59ZM73 240V239H72ZM131 240V239H130ZM152 240V241H153ZM174 240V239H172ZM176 240H177V237H176ZM53 241V240H52ZM76 241V242H77ZM98 241V240H97ZM126 241V239H125ZM145 241V240H144ZM217 241V240H216ZM61 242V241H60ZM84 242V241H83ZM87 242V240H86ZM128 242V241H127ZM133 242V241H132ZM47 243V242H46ZM53 243V242H52ZM75 243V241H74ZM74 243L72 245H74ZM98 243V242H97ZM101 243V242H100ZM131 243V242H130ZM51 244V243H50ZM49 243H47V245H50ZM81 244V243H80ZM80 244H77L78 246H80L81 248H83ZM84 244V243H83ZM90 244V243H89ZM134 244V243H133ZM52 245V244H51ZM56 245V244H55ZM55 245H53L55 247ZM153 245V244H152ZM222 245V244H221ZM19 246L21 247V249H19ZM53 246H50L53 247ZM59 246V245H58ZM67 246V245H66ZM87 246V245H86ZM93 246V244L91 245ZM156 246V244H155ZM45 247V246H44ZM47 247V246H46ZM57 247V245H56ZM60 247V246H59ZM58 247V248H59ZM62 247V246H61ZM120 247V246H119ZM180 247V245L178 246ZM75 248V246H74ZM73 247L70 246V249H69V253H73L71 250H76L75 251V256L77 253H80V249L77 247V249L75 248L74 249ZM89 248V247H88ZM100 248V247H99ZM148 248V247H147ZM157 248V246H156ZM42 249V248H41ZM61 249V248H60ZM59 249V250H60ZM67 249V248H66ZM90 249V248H89ZM88 249V250H89ZM97 249V248H96ZM153 249V248H152ZM158 249V250H160ZM181 249V247H180ZM226 249V248H225ZM241 249V248H240ZM54 250V249H53ZM83 250V249H82ZM87 250V251H88ZM133 250V249H132ZM247 250V249H245ZM250 249H248L249 251ZM252 250V249H251ZM250 250V251H251ZM41 251V250H40ZM47 251V249H46ZM84 251V250H83ZM86 251V252H87ZM91 251V250H90ZM124 251V250H123ZM226 251V250H225ZM50 252V251H49ZM85 252V251H84ZM94 252V251H93ZM109 252V251H108ZM138 252V251H137ZM176 251H174L175 253ZM240 252V251H238ZM252 252H256L255 250ZM259 252V251H258ZM35 253V251H34ZM51 253V252H50ZM173 253V254H174ZM236 253V251H235ZM251 253V252H250ZM257 253V252H256ZM255 253V254H256ZM38 254V253H37ZM49 254V253H48ZM85 254V253H83ZM111 254V253H110ZM116 254V253H115ZM132 254V253H131ZM172 254V255H173ZM177 254V253H176ZM254 254V253H253ZM44 255V254H43ZM59 255V254H58ZM73 255V254H72ZM87 255V254H86ZM85 255V256H86ZM138 255V254H137ZM175 255V254H174ZM252 255V254H251ZM258 255V254H257ZM135 256V255H134ZM222 256V255H221ZM225 256V255H224ZM256 255H254L255 257ZM78 257V256H76ZM82 257V255H81ZM81 257H79L81 259ZM109 257V256H108ZM125 257V256H124ZM144 257V256H143ZM219 257V255H218ZM253 257V255H252ZM39 258V257H38ZM43 258V257H42ZM48 258V257H47ZM53 258V257H52ZM93 258V257H92ZM126 258V257H125ZM179 258V257H178ZM234 257H232V260H233ZM235 258L238 259V262H234L231 261L228 259V261L226 263L228 264H249L250 262V254H237L235 255ZM14 259V260H15ZM48 259H51V258H48ZM87 259V258H86ZM89 259V258H88ZM120 259V258H119ZM142 259V258H141ZM151 259V258H150ZM222 259V258H221ZM225 259V260H226ZM42 260V259H41ZM93 260V259H92ZM174 260V259H173ZM172 260V261H173ZM188 260V259H187ZM24 261V260H23ZM30 261V260H29ZM47 261V260H46ZM94 261V260H93ZM133 261V260H132ZM219 261V260H218ZM17 262V261H16ZM33 262V261H32ZM39 262V260H38ZM76 262V261H75ZM78 264L80 263V261H77ZM145 262V261H144ZM190 262V261H189ZM255 262V261H254ZM25 263V262H24ZM46 264V262H44ZM86 263V262H85ZM89 263V262H88ZM176 263V262H175ZM188 263V262H186ZM184 263V264H186ZM191 263V262H190ZM29 264V263H28ZM35 264V263H34ZM48 264V263H47ZM92 264V263H91ZM146 264V263H145ZM219 264V263H218Z\"/></svg>",
	"mask_w": 264,
	"mask_h": 264
},
{
	"label": "built area",
	"instance_id": "3",
	"mask_svg": "<svg viewBox=\"0 0 264 264\" xmlns=\"http://www.w3.org/2000/svg\"><path fill=\"white\" fill-rule=\"evenodd\" d=\"M0 11L5 1L0 0ZM227 17V5L224 0L211 2L203 11L199 21L190 30H178L175 33L174 52L162 65L151 80L144 101L157 99L167 94L182 79L193 75V62L216 39ZM143 101V102H144ZM131 113L125 109L116 115L117 122L130 119ZM2 180V179H1ZM0 180V214L4 215L12 208V200ZM174 211L173 199L168 188L161 187L145 196L139 216L149 226H155Z\"/></svg>",
	"mask_w": 264,
	"mask_h": 264
},
{
	"label": "clouds",
	"instance_id": "4",
	"mask_svg": "<svg viewBox=\"0 0 264 264\" xmlns=\"http://www.w3.org/2000/svg\"><path fill=\"white\" fill-rule=\"evenodd\" d=\"M169 7H177V5H169Z\"/></svg>",
	"mask_w": 264,
	"mask_h": 264
}]
</instances>
